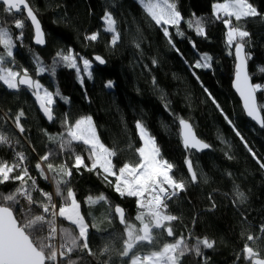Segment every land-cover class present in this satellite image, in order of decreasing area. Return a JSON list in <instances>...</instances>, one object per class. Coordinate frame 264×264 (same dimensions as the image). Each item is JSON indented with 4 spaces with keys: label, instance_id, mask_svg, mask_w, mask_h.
<instances>
[{
    "label": "trees",
    "instance_id": "obj_1",
    "mask_svg": "<svg viewBox=\"0 0 264 264\" xmlns=\"http://www.w3.org/2000/svg\"><path fill=\"white\" fill-rule=\"evenodd\" d=\"M170 2L177 4L184 18L180 28L185 32V38L175 35V29L168 26L179 53L170 47L161 28L151 21L136 0H30L46 34L44 48L34 47L33 33L28 22L23 30L22 42L15 41V36L21 30H16L11 17L3 14V26L12 31L16 43L13 51L18 62L9 63L7 66L16 71L29 69L30 75L50 91L59 89L62 96L69 98V103L65 104L59 96H54L57 120L50 123L39 111V106L29 91L21 89L17 93L0 83V134L7 135L11 141V144H0V158L11 162L14 152L24 151L29 157L27 166L31 170L30 174L37 177L41 188L50 192L53 184L38 176L34 164L38 156L46 154L49 149L59 152V136L56 143H53L42 134L41 129L50 134L62 132L59 118L65 112L71 113L73 121L81 115H91L102 143L117 152L112 159L118 169L124 162L138 160L134 149L141 146V142L136 135L134 123L142 117L150 132L157 138L163 157L177 166L174 176L190 181L183 163L185 156L189 154L198 172L196 184L190 183L186 191L168 201V212L178 217L172 222L176 237H167L164 233L155 246L145 244L144 251L158 250L163 243L174 242L175 238L182 234L187 236L190 231L196 237H206L214 241V248H202L208 258L206 262L191 253L182 257V264H246L242 259L236 260V255L242 250L244 243H249L254 250L264 253V231H260V226L264 224V169L259 167L244 143L235 136L224 115L234 122L262 162L264 128L255 127L245 119L239 100L231 88L234 57L228 54L229 49L225 43L227 30L222 21L212 16L211 8L212 3H223L224 0ZM250 2L264 14V0ZM105 10L113 14L117 21V30L121 34V41L115 48L110 44L111 34L103 31L104 22L101 17ZM200 18H203L206 33L203 37L197 36L194 28L189 29L185 23L191 20L194 24ZM232 20L235 24V19ZM241 24L250 32L251 46L247 50L253 58L248 66L250 73H255L258 65H264V15L242 21ZM93 32L100 34L98 41H85L84 36ZM189 40L194 42L195 48ZM136 43H140V49H137ZM69 47L74 54L78 53L89 60L97 54L101 55L106 59V64L99 67L93 62V79L89 80L84 76L83 87L78 82L74 69L58 67L54 78L49 73L35 75L34 57H38L46 65H51L56 53ZM231 51L233 53V49ZM205 53L213 58V66L209 69L193 68L192 71L199 77L197 80L188 65H194ZM152 58L158 61L156 65L152 64ZM145 65L148 67L145 68ZM79 66L82 67V63ZM153 77L156 88L152 84ZM108 80L114 81L112 89L104 87ZM252 82L264 84V75L253 76ZM201 84L216 99L223 114L207 99L208 93L204 92ZM162 95L166 99H161ZM257 96L258 102H264V94L258 93ZM168 102L170 109L165 107ZM20 111L25 113L21 117V124L26 129L24 134L19 133L13 123ZM170 112L188 120L198 138L211 145L210 149L202 154L184 150L180 144L178 120L174 122ZM73 146L77 152L87 156V153L82 152V144L75 142ZM65 159L66 157L58 155L55 162L60 163ZM86 162L89 165L91 163L87 160ZM73 171L70 186L81 203V213L86 222L90 225L97 223L103 231L97 232L90 228L91 246L95 255L77 251L71 254V259L76 264H102L103 261H109V255L102 251L105 238L110 233L123 230V225L119 224L117 218L112 220L113 209L115 206L123 207L127 217L134 220L138 211L136 198H122L96 171ZM109 179L114 183V177ZM17 183L7 182L0 185V191L9 192ZM237 188L245 193L246 199L243 203L236 200ZM101 194L105 196V201L91 206L86 202L88 196L95 199ZM213 202L216 205L214 209L211 208ZM136 223L138 226V222ZM60 224L75 228L62 218ZM249 234L257 239L254 242L246 241ZM121 246L122 242H115L109 264H120L117 252Z\"/></svg>",
    "mask_w": 264,
    "mask_h": 264
},
{
    "label": "snow or ice",
    "instance_id": "obj_2",
    "mask_svg": "<svg viewBox=\"0 0 264 264\" xmlns=\"http://www.w3.org/2000/svg\"><path fill=\"white\" fill-rule=\"evenodd\" d=\"M140 3L143 4L151 21L161 28L170 47L179 53L168 27L171 26L175 29V35L185 38L186 34L180 28L184 18L178 10L177 4L170 0H156V2L148 0L147 3L140 0ZM211 8L212 16L216 20L222 21L227 30L225 43L229 49V55L233 54L231 50L234 48L232 86L243 103V111L256 125L264 128V115H262L264 102H258L257 96L258 93L264 94V84L252 82L253 76L264 75V65H258L257 71L250 73L248 65L253 57L247 49L251 46V37L250 32L241 24L242 21L264 14H261L250 0H224L223 3H212ZM3 14H8L11 17L16 30H21L15 36V41L22 42L23 30L27 26L26 21H30L31 27L34 29L35 44L44 45L46 42V34L41 28L30 0H0V48H2L0 51V83L8 90H15L17 93L24 86L35 98V102L39 105V111L47 121L56 122L54 96H59L65 104L69 103V98L62 96L59 89L55 92L50 91L33 75H30L29 69L22 68L20 71H16L7 66L9 63L18 64V62L14 58L13 51L16 43L12 31L3 26L5 23ZM232 18L235 19V24ZM202 19H196L194 24L191 20H187L185 23L189 29L194 28L197 36L203 37L206 33ZM101 20L104 22L103 31L111 34L110 44L115 48L121 41V34L116 27L117 21L109 10L104 11ZM99 35L98 32L86 34L84 40L96 42ZM189 43L194 48L196 47L191 40ZM136 47L140 49V43H136ZM140 55L143 56L142 50ZM34 60L36 61L34 69L36 76L49 73L54 78L58 67L74 69L82 87L85 75L89 80L93 79V61L99 65L106 64V59L101 55L97 54L93 60H89L78 53L74 54L70 47L58 51L53 57L51 65L44 64L38 57H34ZM78 60L82 63V69ZM212 61L213 58L205 53L196 60L194 65L189 64L188 67L190 71L193 68L209 69L213 66ZM157 63L156 58H152V64L156 65ZM185 63L188 62L185 61ZM147 67L145 65V68ZM192 75L196 76L195 71H192ZM196 79L199 80V77L196 76ZM152 84L156 88L155 77H153ZM201 86L203 87V84ZM104 87L112 89L114 81L108 80ZM203 90L208 93L207 99L223 114V110L209 90L206 87H203ZM160 98L166 99L163 95ZM165 107L170 109V102L166 103ZM24 115L25 113L20 111L13 120L15 128L21 134L26 132L25 127L21 124V117ZM170 115L173 116L174 122L178 120L179 136L184 150L189 153L193 149L196 152H201L211 147L209 143L198 138L193 130V125L188 120L173 112H170ZM4 118L7 119V116ZM224 119L232 127L235 136L244 143V147L256 160L259 167L264 169V162L257 158L256 153L249 147L234 122L227 115H224ZM59 122L63 131L58 134H50L41 129L42 134L53 143H56L57 136H59V152L49 149L46 154L39 155L34 164L38 176L54 185L53 193L41 188L37 177L30 174L31 170L27 166L29 157L24 151L14 152L11 162L0 158V185L7 182H18L11 191H0V264H48V262L50 264H76V261L71 259V254L77 251H86L88 255L96 254L91 246L90 228L97 232L103 230L95 222L90 225L82 215L81 203L78 201L73 187L70 186V178L74 176L73 170L75 173H79L81 170L96 171V174L102 176L103 180L113 187L122 198H136L138 211L134 220L127 217L123 207L115 206L114 208L112 220L118 217L119 224L123 225V230L119 233H110L105 238L106 243L102 251L105 255H109V261L111 260L110 253L115 250V242H122V246L117 252L120 264H182V257L191 253L201 257L205 262L207 261L208 258L204 255L202 248L213 249L214 241L206 237H196L190 231L187 236L182 234L175 238L174 242L163 243L162 248L158 250L144 251L145 244L155 246L164 233L167 237H176L172 222L176 221L178 217L168 212V201L178 197L180 192L186 191L190 183L198 182V172L191 154L186 155L183 161L190 181L174 176V169L177 166L163 157L157 138L150 132L147 122L141 117L134 123L136 135L141 142V146L134 149L138 154V160L124 162L117 169L112 159L117 155V152L110 150L102 143L91 115H81L73 121L71 113L65 112L59 118ZM16 142L19 143V141ZM74 142L84 146L82 152L87 153L86 157L77 152L73 146ZM0 144H11V141L7 135L0 134ZM129 148H132L131 143ZM33 151H35L34 148ZM58 155L66 157V159L56 163L55 158ZM86 160L91 162L90 165ZM109 177L115 178L114 183ZM54 197H59L60 202L57 203ZM235 197L240 203L246 199L245 193L239 191L238 188L235 191ZM209 199H211V195ZM99 201H105L103 194L95 199L90 195L86 202L91 206ZM215 207L213 202L211 208ZM17 209L19 214H17ZM60 218L70 222L75 228L64 227L59 223ZM136 222H138V226ZM260 231H264V224L260 226ZM58 234L60 242L57 247L53 241L57 239ZM241 235L243 236L244 233ZM245 239L254 242L257 238L249 234ZM241 259L246 264H264V253L254 250V247L249 243H244L242 250L236 255L237 261ZM109 261H103L102 264H109Z\"/></svg>",
    "mask_w": 264,
    "mask_h": 264
},
{
    "label": "water",
    "instance_id": "obj_3",
    "mask_svg": "<svg viewBox=\"0 0 264 264\" xmlns=\"http://www.w3.org/2000/svg\"><path fill=\"white\" fill-rule=\"evenodd\" d=\"M25 15H26V13H25ZM38 18V17H37ZM39 20V19H38ZM26 22H28V24L30 25V27H31V24H30V21H26ZM40 24H41V22H40ZM41 28H42V24H41ZM43 30V29H42ZM31 31H32V33H33V37H34V29L31 27ZM45 33V32H44ZM32 43H33V45H34V47H36V48H44L45 46H46V43L44 44V45H37V44H35V42H34V39L32 38ZM232 56L234 57V48H233V54H232ZM94 57V56H93ZM92 60H93V58H92ZM94 62V61H93ZM94 64L95 65H97V66H99V67H103L104 65H99L97 62H94ZM234 67V66H233ZM249 67V66H248ZM233 80H234V75H233ZM233 80H232V83H231V88H232V91H233V93L235 94V96H236V98L239 100V103H240V106H241V109H242V111H243V103H242V101H241V99H240V97H239V94L235 91V89L233 88ZM21 89H24V90H26V91H28L24 86H22L21 87ZM243 114H244V116H245V119H247V120H249L255 127H258V128H261V127H259L258 125H256L255 124V122L254 121H252L249 117H247V115L244 113V111H243ZM180 144L182 145V148H183V144H182V140H181V138H180ZM184 149V148H183ZM210 149V148H209ZM209 149H206V150H203V151H201V152H196L194 149L193 150H190V152H192V153H196V154H202V153H205L206 151H208ZM187 170V169H186ZM188 176H189V174H188ZM190 177V176H189ZM113 212H114V209H113ZM117 218V221L119 222V219H118V217H116Z\"/></svg>",
    "mask_w": 264,
    "mask_h": 264
},
{
    "label": "rangeland",
    "instance_id": "obj_4",
    "mask_svg": "<svg viewBox=\"0 0 264 264\" xmlns=\"http://www.w3.org/2000/svg\"><path fill=\"white\" fill-rule=\"evenodd\" d=\"M138 3H139V5L140 6H142L143 7V4L142 3H140V0H136ZM148 2V0H144V3H147ZM154 2H156V0H154ZM144 8V7H143ZM80 62H78V64H79ZM83 68V66L81 67V69ZM14 70V69H13ZM85 77H87L86 75H85ZM39 106V105H38ZM75 143V142H74ZM52 190H53V192H54V187H53V185H52ZM57 200L60 202V198L59 197H57ZM59 223H60V221H59ZM57 239H58V242H54L53 241V243H55L56 245H57V247L59 246V242H60V240H59V234L57 235Z\"/></svg>",
    "mask_w": 264,
    "mask_h": 264
},
{
    "label": "built area",
    "instance_id": "obj_5",
    "mask_svg": "<svg viewBox=\"0 0 264 264\" xmlns=\"http://www.w3.org/2000/svg\"><path fill=\"white\" fill-rule=\"evenodd\" d=\"M50 193H53V190H51ZM54 199H55V201H56L57 203H59V201L57 200V197H54ZM54 242H58V239H56Z\"/></svg>",
    "mask_w": 264,
    "mask_h": 264
}]
</instances>
